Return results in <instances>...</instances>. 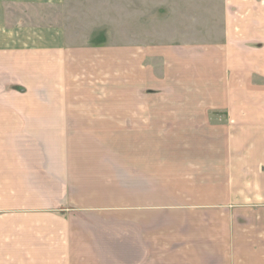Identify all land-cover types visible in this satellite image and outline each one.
Listing matches in <instances>:
<instances>
[{
	"label": "crops",
	"instance_id": "0c3cea01",
	"mask_svg": "<svg viewBox=\"0 0 264 264\" xmlns=\"http://www.w3.org/2000/svg\"><path fill=\"white\" fill-rule=\"evenodd\" d=\"M64 2L0 0V264H264L216 209H264V0L196 47L81 44Z\"/></svg>",
	"mask_w": 264,
	"mask_h": 264
},
{
	"label": "rangeland",
	"instance_id": "374dc122",
	"mask_svg": "<svg viewBox=\"0 0 264 264\" xmlns=\"http://www.w3.org/2000/svg\"><path fill=\"white\" fill-rule=\"evenodd\" d=\"M227 3L226 0H65L58 18L67 34L81 44L105 41L113 45L215 46L225 39ZM211 114V124L221 125L228 120L225 113ZM160 141L163 142L162 138ZM169 146L183 144H161V153ZM164 158L160 156L161 170L168 168L170 163ZM216 209L220 213L242 212L245 216L248 211L255 210L256 219L264 214V209L230 206Z\"/></svg>",
	"mask_w": 264,
	"mask_h": 264
}]
</instances>
